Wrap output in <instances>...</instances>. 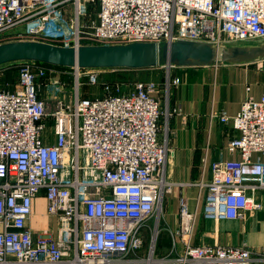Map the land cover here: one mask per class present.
I'll return each mask as SVG.
<instances>
[{
	"label": "built area",
	"instance_id": "built-area-1",
	"mask_svg": "<svg viewBox=\"0 0 264 264\" xmlns=\"http://www.w3.org/2000/svg\"><path fill=\"white\" fill-rule=\"evenodd\" d=\"M7 36L74 47L181 39L227 47L264 39V0H0V43ZM19 64L14 88H0V264L264 261V250L245 245L193 243L198 212L185 198L177 228L164 224L174 183L157 82L130 89L105 82L94 97L81 89L99 84L102 69ZM65 78L73 82L70 101ZM179 82L173 77L168 86ZM213 117L238 132L228 149L240 158L213 162L201 183L203 214L243 218L261 208L256 196L264 192V95L248 93L236 115ZM41 195L54 225L37 233L30 220ZM162 232L170 246L160 255Z\"/></svg>",
	"mask_w": 264,
	"mask_h": 264
},
{
	"label": "crops",
	"instance_id": "crops-1",
	"mask_svg": "<svg viewBox=\"0 0 264 264\" xmlns=\"http://www.w3.org/2000/svg\"><path fill=\"white\" fill-rule=\"evenodd\" d=\"M263 59L185 65L173 73L180 82L173 86L170 96L169 131L166 135L160 132L162 141L168 138L167 178L174 183L172 193L166 197L164 224L177 228L180 202L185 198L191 210L198 212L193 243L245 245L255 251L264 250L263 191L256 196L260 209L246 211L243 218L214 220L203 214L205 190L201 189V183L211 178L214 161L240 158L228 149L230 139L238 136V132L232 123H223L213 117V113L236 115L248 93L261 99L264 95ZM165 70L167 73L168 68ZM13 88L14 84L9 89ZM30 225L37 233L54 225L47 214L44 195L34 201ZM158 244L160 248V241ZM162 248L167 249V246ZM255 264H264V261Z\"/></svg>",
	"mask_w": 264,
	"mask_h": 264
},
{
	"label": "water",
	"instance_id": "water-1",
	"mask_svg": "<svg viewBox=\"0 0 264 264\" xmlns=\"http://www.w3.org/2000/svg\"><path fill=\"white\" fill-rule=\"evenodd\" d=\"M264 58V43L256 46L217 47L212 43L177 40L138 41L126 44L62 46L17 40L0 43V66L34 61L62 68L143 69L162 63L208 65L217 62H244Z\"/></svg>",
	"mask_w": 264,
	"mask_h": 264
},
{
	"label": "rangeland",
	"instance_id": "rangeland-1",
	"mask_svg": "<svg viewBox=\"0 0 264 264\" xmlns=\"http://www.w3.org/2000/svg\"><path fill=\"white\" fill-rule=\"evenodd\" d=\"M7 38L5 42L9 41H16L11 39L10 36L5 37ZM264 43V39H255L251 41H246L243 43H236L235 45H250V46H256ZM234 46V44L229 45L227 47ZM8 65V66H7ZM181 65L177 64H166L162 63L159 66L156 67H150V68H143V69H110V68H101L102 70L99 72L100 75V83L99 84H88L85 83L82 87V92H84L86 95H91L94 97L102 96L104 93L103 85L105 82H111V81H120L121 83H124V87L126 89H130L133 87L136 81H149L153 80L157 82L160 85V92L158 93V97H160L161 102V110H162V118H161V131L163 133H168V120L170 117V96L172 92L173 85L168 86V81L175 76L174 71L176 68H178ZM168 68V72L166 73L165 69ZM18 69L19 66L16 62L9 63L3 66H0V88H10L12 84H15L18 79ZM165 70V71H164ZM157 72V74L155 72ZM162 73H161V72ZM166 74H165V73ZM161 73V74H159ZM163 74V75H162ZM62 81L66 82V88L64 90L65 93H67L68 98L67 100H72L71 93H72V80L71 79H62ZM62 82V83H63ZM49 83V80H41V84L43 87L42 93L47 92V85ZM65 86V84H64ZM165 210V208H164ZM162 216V215H161ZM163 218V216H162ZM159 219V216L154 217L151 220V226L155 228L157 224V220ZM162 226H163V220H161ZM167 232H162L159 235L158 241H160V248L158 244V254L163 255L168 251L169 246V237L167 236ZM150 237L148 236L147 243L150 244ZM164 246H167V249L162 248ZM164 250V251H161Z\"/></svg>",
	"mask_w": 264,
	"mask_h": 264
}]
</instances>
